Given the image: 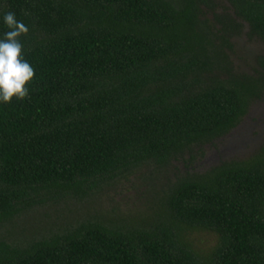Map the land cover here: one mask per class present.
Listing matches in <instances>:
<instances>
[{
  "label": "trees",
  "instance_id": "obj_1",
  "mask_svg": "<svg viewBox=\"0 0 264 264\" xmlns=\"http://www.w3.org/2000/svg\"><path fill=\"white\" fill-rule=\"evenodd\" d=\"M226 1L210 23V0H0V40L12 12L35 72L27 98L0 102V226L142 164L190 162L232 130L264 80L233 72L226 50L241 22L264 42V0ZM163 207L152 223L0 239V264H264V149L179 179ZM195 229L218 236L206 257Z\"/></svg>",
  "mask_w": 264,
  "mask_h": 264
},
{
  "label": "rangeland",
  "instance_id": "obj_2",
  "mask_svg": "<svg viewBox=\"0 0 264 264\" xmlns=\"http://www.w3.org/2000/svg\"><path fill=\"white\" fill-rule=\"evenodd\" d=\"M212 9L204 8L211 23L213 14L231 13L226 0H210ZM226 50L233 72L264 80V42L249 33L248 25L229 39ZM264 149V87L259 98L249 101L247 111L227 134L212 142L193 146L192 158L172 160L159 166L142 164L112 181L101 184L82 199H66L36 206L0 226V239L20 243L48 236L80 220H102L107 224L134 225L152 223L162 219L164 201L172 186L181 178L201 174L223 162L246 160ZM192 248L201 256L212 253L218 243L215 232L195 229L186 233Z\"/></svg>",
  "mask_w": 264,
  "mask_h": 264
},
{
  "label": "clouds",
  "instance_id": "obj_3",
  "mask_svg": "<svg viewBox=\"0 0 264 264\" xmlns=\"http://www.w3.org/2000/svg\"><path fill=\"white\" fill-rule=\"evenodd\" d=\"M3 20L10 31L0 40V102L11 103L13 98L22 101L29 96L28 85L35 72L23 58V45L18 39L27 35L28 27L12 12L4 13Z\"/></svg>",
  "mask_w": 264,
  "mask_h": 264
}]
</instances>
